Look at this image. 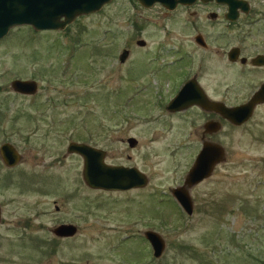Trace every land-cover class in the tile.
Masks as SVG:
<instances>
[{
  "label": "rangeland",
  "instance_id": "obj_1",
  "mask_svg": "<svg viewBox=\"0 0 264 264\" xmlns=\"http://www.w3.org/2000/svg\"><path fill=\"white\" fill-rule=\"evenodd\" d=\"M159 10L111 0L62 29L16 25L0 37V142L26 150L10 172L0 170V264H264V103L212 135L225 158L188 189L193 209L182 211L169 189L182 185L198 153L204 115L190 108L175 116L162 105L197 72L201 48L190 42L186 11ZM122 48L131 50L123 62ZM153 60L176 62L160 76ZM207 67L201 85L227 105L259 82ZM18 77H33L37 93L15 94L9 83ZM74 141L103 149L105 163L136 166L146 185L86 186L83 159L66 151ZM67 222L74 235L52 233ZM145 229L165 239L159 257Z\"/></svg>",
  "mask_w": 264,
  "mask_h": 264
},
{
  "label": "water",
  "instance_id": "obj_2",
  "mask_svg": "<svg viewBox=\"0 0 264 264\" xmlns=\"http://www.w3.org/2000/svg\"><path fill=\"white\" fill-rule=\"evenodd\" d=\"M111 0H0V37L5 36L9 28L15 25H31L33 30H58L68 26L78 15H87L91 12L99 11V8ZM192 0H136L141 6L147 8L152 3L157 2L161 6L173 9L175 3H190ZM144 40L137 41L142 45ZM129 54L126 48H122L118 60L123 62L126 55ZM10 87L16 92L29 94L36 90L34 80L15 79L10 81ZM258 90L251 93V97L241 104L225 105L223 101L208 99L203 90L195 84V80L189 79L181 85L177 93L170 97L167 108L172 111L184 109L193 104L202 107L205 110H215L219 115L225 118L230 124L240 125L249 119L254 111V106L264 102V81L260 84ZM218 128L216 121H210L204 124L205 128L209 125ZM136 140L129 136L126 144L134 147ZM67 152L77 153L83 159L81 178L86 186L92 189L101 188L103 190H129L130 188H140L146 185L147 176L136 166L122 164L113 165L105 163V151L100 147H92L90 144L79 141L68 142L66 145ZM3 160L8 165L17 160V153L9 145L2 144L0 147ZM197 155L194 156L191 166L185 172L180 186H174L169 189L171 195L175 197L177 204L188 215L191 214L193 205L188 189L195 183H199L205 177H210L212 169L217 163L223 162L225 150L217 142L204 141ZM52 233L56 236L68 237L76 233V227L73 223H59L51 228ZM152 229H145L142 235L148 240L152 256L159 257L164 251V241L158 233Z\"/></svg>",
  "mask_w": 264,
  "mask_h": 264
},
{
  "label": "flooded vegetation",
  "instance_id": "obj_3",
  "mask_svg": "<svg viewBox=\"0 0 264 264\" xmlns=\"http://www.w3.org/2000/svg\"><path fill=\"white\" fill-rule=\"evenodd\" d=\"M152 6L160 8L159 13L161 16L172 17L175 12H179L181 10L186 11V14L189 16L187 19V26L191 32L190 42L194 46L201 48L198 60L195 61V63L198 64L197 72H191L187 75L185 80L179 84L177 89L186 83L187 80L193 78L195 80V84L203 90V94L208 99L210 98L218 102L223 101L225 103L224 99L214 98L208 94L209 92L203 88L199 79L201 73H205L207 70L211 69V67H207L208 64L218 65V63L223 65V73H221L223 77L228 78L230 76L235 80H240L251 75L252 77L256 76V78H259L257 87L252 89L247 96L248 98L243 101H247L251 97V93L254 90L259 89L261 86L260 84L264 81V0H192L190 3L183 4L177 2L171 10L163 5L161 6L157 2L152 3L148 8H152ZM137 41L139 40L137 39L136 42ZM143 44L141 46H143ZM196 47H194L195 50L197 49ZM127 50L129 53L131 52V50ZM175 62L176 60H167L165 62L158 61L156 64L154 61L150 65L155 63V66L150 68V70L160 74L163 69L168 71V66L175 64ZM227 67L230 68L228 73L229 76L226 73V70L228 69ZM215 69L220 70L221 67L219 66ZM165 74L169 75L170 72ZM165 74L163 72L160 76H165ZM18 78L28 81L34 80L33 77ZM166 79L168 78L166 77ZM245 79L247 80L248 78ZM34 82L37 86L36 90L29 92V94H24V92L20 91L13 92L24 96L35 95L39 90V86L35 80ZM246 86L248 89V84H246ZM169 99H167L165 105H162L163 110L169 114L178 116L185 114L190 108H196V110L202 111L204 115V122L201 124V129L199 130V141H201V144L204 141H213L220 144L217 140L213 139L212 135L220 130L223 123L228 122L225 118L215 112V110L208 111L193 104L188 105V107L184 109H178L177 111L169 110L167 108V104L170 101ZM241 102L237 104H241ZM225 105L227 104L225 103ZM210 121H216L218 124V128L216 130L215 128L213 129L214 126L211 124L205 128L204 124ZM5 143L17 153L16 162L12 163V165H8L7 162L3 160L0 151V170L4 168L6 172H10L12 168L19 165L25 158L24 153L26 150H24L23 153L20 148H17L16 144H14L12 140L9 141L5 139L0 142V147ZM1 208L2 206L0 205V219L2 218Z\"/></svg>",
  "mask_w": 264,
  "mask_h": 264
}]
</instances>
